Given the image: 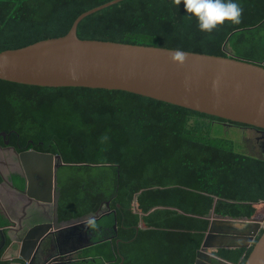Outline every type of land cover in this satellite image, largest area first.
<instances>
[{
  "label": "trees",
  "instance_id": "obj_1",
  "mask_svg": "<svg viewBox=\"0 0 264 264\" xmlns=\"http://www.w3.org/2000/svg\"><path fill=\"white\" fill-rule=\"evenodd\" d=\"M110 1L0 0V52L64 36L79 15ZM237 2L239 23L225 21L210 33L173 0H123L86 17L77 33L264 63V0ZM223 125L248 127L121 90L0 79V131L65 163L59 219L82 218L110 202L94 224L113 230L117 223L113 247L124 262L115 264H194L212 211L232 219L264 213V158L241 151L217 129ZM113 247L106 240L87 248V260L77 264L111 261ZM251 251L215 250L239 264ZM3 252L0 264H26L2 260Z\"/></svg>",
  "mask_w": 264,
  "mask_h": 264
},
{
  "label": "water",
  "instance_id": "obj_2",
  "mask_svg": "<svg viewBox=\"0 0 264 264\" xmlns=\"http://www.w3.org/2000/svg\"><path fill=\"white\" fill-rule=\"evenodd\" d=\"M121 1L112 0L82 13L64 36L1 51L0 79L41 87L121 90L264 131V63L183 50L185 60L175 62L172 53L176 49L78 37V26L82 20ZM22 157L29 162L47 160L49 164L56 160L60 162L57 168L65 165L59 154L27 152ZM105 205L109 208L110 202ZM103 207L92 215L65 221L61 230L91 227L103 215ZM208 218L210 224L194 264H211L206 259L215 258V255L208 250L251 248L261 229V237L253 244L245 264H264V227L257 217L232 219L216 216L212 211ZM113 228L117 233V223ZM51 229L50 222L36 224L28 231L22 247L29 239L35 238L39 246L43 242L45 248L42 252L47 255L54 244L51 235L55 232ZM0 234L4 246L7 234L2 228ZM242 235L245 243L226 242ZM112 239L92 241L81 249ZM11 257L4 254L2 260L17 258L32 264L23 254ZM68 257V253L56 256L48 264H68L72 261ZM217 259L229 262L220 257Z\"/></svg>",
  "mask_w": 264,
  "mask_h": 264
},
{
  "label": "flooded vegetation",
  "instance_id": "obj_3",
  "mask_svg": "<svg viewBox=\"0 0 264 264\" xmlns=\"http://www.w3.org/2000/svg\"><path fill=\"white\" fill-rule=\"evenodd\" d=\"M240 128L254 131V140H256L255 146L264 153V131L250 126ZM13 133L15 132L0 131V184H2V187L0 186V213L7 214L13 217V219H19L15 208L16 206L24 204V200L27 197V204H29L31 208H33V204L36 205L34 212L37 211L39 213V220L41 217L47 220L39 221V223L50 222L52 224L51 232L55 233L51 235L54 238V244L50 252L45 255L42 252V249L45 248L43 242L39 246L35 238L29 239L25 247H22L26 234L21 233L20 230L21 227H25L26 224H21V222L16 223L18 224L17 226L15 222H13V224H5V226L15 227L12 235L13 240H9L10 238H8L4 246L0 234V247L3 246V255L21 256V254H23L32 264H48L56 256L68 253L72 260L69 261L70 263L68 264H77L87 260L84 255L85 248H81L92 241L112 237L113 239L110 242L113 247V240L118 236V231L116 233L114 228L112 230L102 225L93 224L91 227L84 226L78 229H72L71 231L61 230L65 221H61L58 215L60 198L58 173L61 166L58 168L57 166L60 162L56 160H54L53 164H49L47 160H44V162H37L38 160L36 162H29L26 158L22 157L27 152H38L45 155L54 153L38 150L30 145V141L27 144H22L20 135L17 134L18 137L14 140L12 138ZM2 134H4V136ZM262 158H264V156ZM103 206V214L109 213L106 212L109 208H107L106 205ZM3 218L4 217H2V219ZM34 224L35 223L31 226L33 227ZM262 224L264 227V223ZM31 226H27L28 228L26 227L27 232L32 229ZM262 230L263 229H261V231ZM261 231L258 233L257 237L260 235ZM257 237L252 242V246L256 242ZM120 242V239L116 240V244L119 245ZM243 242L245 243L246 240L244 239ZM113 252L115 254L113 260L102 261L100 263L96 262L95 264H115L119 257L122 259V262H124L120 249L114 251L113 247ZM208 253H213L215 258L208 257L206 260L211 264H219L216 252L214 250H208Z\"/></svg>",
  "mask_w": 264,
  "mask_h": 264
},
{
  "label": "clouds",
  "instance_id": "obj_4",
  "mask_svg": "<svg viewBox=\"0 0 264 264\" xmlns=\"http://www.w3.org/2000/svg\"><path fill=\"white\" fill-rule=\"evenodd\" d=\"M173 2L177 5L183 4L186 14L196 19L197 27L202 32L210 33L225 21L239 23L242 13L237 0H173ZM185 58L186 54L180 49L172 53L175 62H183Z\"/></svg>",
  "mask_w": 264,
  "mask_h": 264
},
{
  "label": "crops",
  "instance_id": "obj_5",
  "mask_svg": "<svg viewBox=\"0 0 264 264\" xmlns=\"http://www.w3.org/2000/svg\"><path fill=\"white\" fill-rule=\"evenodd\" d=\"M27 203L28 202H27V197H26V199L24 200V204H22L21 206H16V208H15L16 211H17L16 214H18L19 219L18 218L17 219H13V217L8 216L7 214L5 215L3 213H0V216H1L0 218L4 217L3 220L5 221V224H13V222H15V224L19 223V222H21V224H26L25 227L24 226L21 227V230H20L21 233L26 234V235L28 234L27 229H26L27 226H31L33 223H35L34 224V226H35L37 223H39V221H47L46 219H44L42 217L39 220V217H40L39 213L37 211L34 212V209H35L36 205L33 204V206H32L33 208H31V206H29V204H27ZM31 213H32V215H31ZM256 217H257V221H261V222L264 221V218H262V216L260 217V215H258ZM71 220H74V219H71ZM5 224L3 226H0V228L4 229V232L7 234V239L10 238L9 240H13L12 239L13 238L12 235H13V231H14L13 229H14L15 226L14 227L5 226ZM17 225L18 224H16V226ZM243 240L244 239H243V235H242L241 238H235L234 240H226V242H233L234 241V242H237V243H244ZM218 249H223V248H218ZM218 249H212V250L215 251V250H218ZM11 256L12 255H9V256H7V258H9ZM219 264H239V263H232V262H225L224 263V262H220L219 261Z\"/></svg>",
  "mask_w": 264,
  "mask_h": 264
},
{
  "label": "rangeland",
  "instance_id": "obj_6",
  "mask_svg": "<svg viewBox=\"0 0 264 264\" xmlns=\"http://www.w3.org/2000/svg\"><path fill=\"white\" fill-rule=\"evenodd\" d=\"M217 129H221V134L224 137H228L237 141L240 145L241 151L258 157L264 156V153L255 146L256 140H254L253 130L241 129L239 127L225 125L218 126ZM261 216L262 218H264V213L260 214V217Z\"/></svg>",
  "mask_w": 264,
  "mask_h": 264
}]
</instances>
